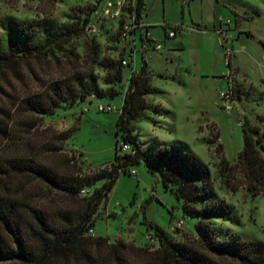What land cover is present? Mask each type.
<instances>
[{"label": "rangeland", "instance_id": "1", "mask_svg": "<svg viewBox=\"0 0 264 264\" xmlns=\"http://www.w3.org/2000/svg\"><path fill=\"white\" fill-rule=\"evenodd\" d=\"M108 1H102L89 14L98 0H0V19L14 17L34 23L40 27L43 38L73 31L65 54L58 57L60 62L32 60L21 68L22 80L10 74L0 80V106L13 108L18 94L35 89L39 79L70 72L75 60L81 65L88 62L92 42L98 45L101 59L118 60L122 53L126 58L128 49L121 41V31L128 20L125 15L124 20L107 18L104 9ZM149 1L145 22L152 27V36L163 49L149 45L144 51L139 34L135 63L125 67V81L117 88L120 95L114 100L91 96L85 102L62 104L53 114L38 117L39 128L34 133L23 126L24 117L12 113L9 133L0 131V155L32 150L42 162L58 168L75 162L82 169L110 165L124 142L117 123L130 89V78L133 73L141 72L146 63L149 84L156 91L145 97L150 109L144 112L142 120L133 124L142 146L153 150L157 142L167 146L185 143L208 164L217 194L233 206L239 219L238 225L210 219L216 228L223 235L229 231L245 239L264 241V196L253 197L245 188L235 193L225 192L219 174L221 158L234 164L243 150L244 116L260 129L264 144V0H167L166 8L163 0ZM89 15V20H85ZM222 19L234 20L236 27L230 31L233 41L226 46L233 49L231 68L227 66L229 58L219 35L196 30L205 26L211 30ZM84 21L87 23L82 27ZM166 25L179 27L175 39L165 37ZM87 28L95 31L88 32ZM137 66L139 70L134 71ZM93 70L101 87L107 88L108 71L99 67ZM230 70L236 73L232 85L240 86L241 100L233 104L228 114L220 94L229 90ZM100 105H109L114 111L101 112ZM65 133L70 136L63 142L60 135ZM46 143H52L58 153L53 155L42 147ZM130 169L136 170L137 175L124 174L119 178L109 200L101 207L92 235L108 238L112 243L148 246L150 250L158 247L145 245L146 235H154L156 231L147 222L177 241L184 240L186 234L191 238L196 236L199 220L185 215L184 201L166 192L160 177L145 162ZM30 180L17 179L15 188ZM34 187L31 185V190ZM62 199L58 194L56 200ZM178 220H184L185 224L174 231L173 225Z\"/></svg>", "mask_w": 264, "mask_h": 264}, {"label": "trees", "instance_id": "2", "mask_svg": "<svg viewBox=\"0 0 264 264\" xmlns=\"http://www.w3.org/2000/svg\"><path fill=\"white\" fill-rule=\"evenodd\" d=\"M102 1L98 0L89 14ZM138 10L139 18H144L146 9L142 0H138ZM71 33L43 38L40 27L34 23L14 17L0 19V80L6 79L7 74L22 80L21 68L32 60L60 62L58 57L65 54ZM90 50L88 62L81 65L75 60L70 72L39 79L35 89L17 95L13 108L0 106V131L9 133L8 125L15 112L24 117L23 126L34 133L39 128L38 117L53 114L62 104L85 102L91 96L116 99L120 95L117 88L125 81V54L118 60L101 59L94 42ZM231 66L229 63L228 67ZM95 67L108 71L107 88L101 87ZM149 77L145 63L142 71L130 78L117 127L132 151L120 153L118 147L110 165L82 169L75 162L58 168L42 162L32 150L0 155V263L264 264L263 240L245 239L229 231L223 235L210 220L239 224L233 206L217 194L208 164L183 142L172 146L157 142L153 150L142 146L133 124L142 120L144 112L150 109L145 97L156 89L150 86ZM232 90L235 101L239 102L240 86L233 84ZM154 112L162 114V111ZM242 130L243 150L238 160L234 164L225 157L220 160L221 189L235 193L245 188L253 197L264 196V144L260 129L244 116ZM69 136L70 133H65L60 138L64 142ZM52 145L46 143L42 147L56 155L58 150ZM141 162L160 177L166 192L184 201L185 215L199 220L196 236L191 238L186 234L184 240L177 241L147 222L156 231L154 235L148 233L151 240L145 245L158 247L150 250L148 246L112 243L108 238L92 235L101 207L109 200L119 178L131 175L130 168ZM22 177L31 180L15 188V181ZM31 185L36 187L31 190ZM39 191L43 193L38 194ZM58 194L64 199L57 201Z\"/></svg>", "mask_w": 264, "mask_h": 264}, {"label": "built area", "instance_id": "3", "mask_svg": "<svg viewBox=\"0 0 264 264\" xmlns=\"http://www.w3.org/2000/svg\"><path fill=\"white\" fill-rule=\"evenodd\" d=\"M85 2H89L90 0H84ZM185 2V0H183ZM104 14L107 18L115 19L119 18L120 20H124L123 15H125L126 20H128V24L124 26V28L121 31V41L125 44L126 49L135 50L136 48V35L141 33V38L143 40V50L146 51V48L149 45H152V39L151 35L148 31V26L144 23V18H139L138 16V0H120L118 2H112L108 1L105 5ZM145 11L143 12L144 16ZM222 27L219 29H216V33L219 35V38L221 39L222 45L225 47L226 50V56L229 58L227 59V66H229V63H231V56L233 54V49L226 47L233 41V35L230 33V29L227 28L231 25V21H225L221 20ZM166 31L168 32L169 38H174L177 35V32L179 30V27L176 26H165ZM87 31L94 32L95 30L92 28H87ZM154 48L156 50H162V44L155 42ZM127 57L123 61V66L129 67L132 66L135 63L134 55L132 53H127ZM231 68V67H230ZM236 78V73L233 70H230V76L228 77L229 81V90L227 92H222L220 94V99L223 102L222 106L224 110L230 114L233 110V104L236 103L233 95L232 90V81ZM99 111L101 112H112L114 111V108H112L109 105H100ZM120 151L123 153L125 152H131L132 146L128 143L123 142ZM135 153V152H133ZM131 175L136 176L137 171L132 170ZM82 193H86V191H82ZM184 220H178L173 225V230H179L183 227ZM146 239L149 241L151 240L150 235H146Z\"/></svg>", "mask_w": 264, "mask_h": 264}, {"label": "crops", "instance_id": "4", "mask_svg": "<svg viewBox=\"0 0 264 264\" xmlns=\"http://www.w3.org/2000/svg\"><path fill=\"white\" fill-rule=\"evenodd\" d=\"M104 1V0H103ZM110 1H113V2H118V1H120V0H110ZM142 2L144 3V8L146 9V12H145V14H144V23L146 24V22H145V18H146V15H147V10H148V8H149V5H148V3L150 2L149 0H142ZM154 3H157V0H154L153 1ZM163 2H164V6H165V8H166V3H167V0H163ZM225 20V19H224ZM230 21H231V25L230 26H228L227 28H229L231 31L232 30H234L236 27H235V25H234V20H231V19H229ZM229 20H225V21H229ZM147 25V24H146ZM148 26V31H149V33H150V35H151V39H152V45H154V43L155 42H157V41H155V39H154V37L152 36V33H151V26H149V25H147ZM214 27L210 30H208V27H199V28H197L196 30H197V32H199V33H202V32H210V31H212V32H216L215 30L216 29H219V28H221L222 27V22H221V20H219L218 22H215L214 23V25H213ZM164 30L166 31V29H165V27H164ZM178 33H179V30H178V32H177V35H178ZM139 32H138V34L136 35V48H135V50H131V49H129L128 50V52L129 53H132L133 55L136 53V51H137V49H138V47H139V41H138V39H139ZM177 35H176V37H177ZM165 37H167L168 38V32L166 31L165 32ZM176 37H174L173 39H175ZM142 41V40H141ZM142 43V45H143V41L141 42ZM142 48H143V46H142ZM147 49V48H146ZM163 49V48H162ZM144 65V64H143ZM143 67V66H142ZM141 67V68H142ZM137 70H139V66H137L136 67V69L134 70V71H137ZM133 71V72H134ZM184 224H185V222H184Z\"/></svg>", "mask_w": 264, "mask_h": 264}]
</instances>
